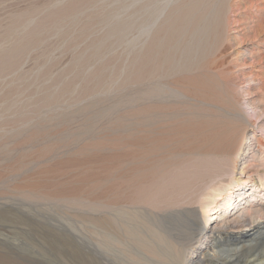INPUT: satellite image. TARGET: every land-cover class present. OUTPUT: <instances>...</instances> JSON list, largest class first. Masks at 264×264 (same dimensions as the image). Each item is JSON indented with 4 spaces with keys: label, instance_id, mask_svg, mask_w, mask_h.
<instances>
[{
    "label": "rangeland",
    "instance_id": "374dc122",
    "mask_svg": "<svg viewBox=\"0 0 264 264\" xmlns=\"http://www.w3.org/2000/svg\"><path fill=\"white\" fill-rule=\"evenodd\" d=\"M218 1L237 37L162 70V0H0V264H125L100 242L110 212L102 202L131 204L185 164L183 195L197 207L195 198L225 178L216 165L199 175L189 165L200 154L225 163L223 153L236 150L224 82L250 73L264 81V0H240L230 14L228 0ZM162 83L174 91L162 97ZM254 83L249 97L264 101V82ZM197 108L205 118H194ZM251 150L234 163L248 184L264 169ZM240 192L234 203L264 201V189ZM230 227L206 238L218 250L210 264L227 253L228 264H257L264 218Z\"/></svg>",
    "mask_w": 264,
    "mask_h": 264
},
{
    "label": "bare ground",
    "instance_id": "6f19581e",
    "mask_svg": "<svg viewBox=\"0 0 264 264\" xmlns=\"http://www.w3.org/2000/svg\"><path fill=\"white\" fill-rule=\"evenodd\" d=\"M239 1L240 0H228V4L226 3V12L230 14L233 12L234 8L238 9ZM219 2L220 1L218 0H162V70H169L171 67L181 66L188 60V58L201 54L206 48L216 46L218 42H222L225 39L227 41L230 38L237 37V33H235L236 28L234 29L233 27H230V24L234 23L236 20L231 18H225V20L222 18L223 15L221 16L220 14L221 4ZM253 6L255 8V5ZM259 31L260 30L258 29V32ZM256 33L257 31L255 34ZM198 63L200 64L201 60L200 62L198 61ZM232 63L235 64L236 60L233 59ZM195 69H197V67H195ZM228 71L230 70H227V72ZM238 77L239 75H236L224 82L227 89L225 100L227 102L226 107L228 110L223 109L225 110L231 125L228 132H231V134L234 135L237 134V137H239L236 150L232 154H222V160L225 161V163L220 161L221 158L218 157L219 155L211 153L212 155L208 157L204 154H198V165H189L197 169L198 175L213 170L214 168L211 167L216 165L215 168L219 169V171L216 172V176H223L225 178L218 180L216 185L211 188L208 186L207 188H209V191L207 193H201L202 195L198 194L199 196L193 201L197 204V207H190L189 200L183 195V189H186L189 183L187 177L185 178V173L188 171L185 164H180L173 169L171 168L170 170H167L165 174L162 175L160 183L158 185L156 184V189L151 188L150 191H144L142 196L140 198H135L131 204L108 205L102 202V207H108L110 212H103L101 215L100 228L102 230V241L100 242H103L102 244L104 245H108L107 247L111 251L110 254L112 256L118 254L124 259L125 264H196V259L199 260V263L210 264L212 261L211 258L216 255L218 250L209 248L206 243L207 237L213 235V237H216V233L219 234L222 231H227V229L232 228L230 227V223L241 228L245 225L247 226L256 223L259 219L264 218V201H246L239 205L232 200L234 195L238 196V198L241 197L240 190L244 189L245 186L250 188V190L258 192L264 189V169H255L257 179L250 184H248L247 180L242 178L243 168H241L240 174H236L234 171V167H236L234 163L236 162L237 157L242 156L249 148H252L251 151L253 157L257 155L260 160H264V101L257 100L255 97H249V95L251 96L249 84L255 82L253 86L259 87L264 81L262 80L263 78L261 79L256 76V74L251 75V73L246 78L241 75V81H239L240 77ZM166 90L174 91L173 88H169L162 83V97ZM178 93L180 92L178 91ZM168 94H170V92ZM168 107L169 106H167V108ZM195 115L194 118L200 119L207 114L202 111V108H197ZM223 115L224 114L221 116ZM226 115L224 116L225 119ZM211 121H214V119H211ZM220 124L223 123L221 122ZM248 125H251V131L246 135V127ZM189 128L192 129L191 127ZM179 135L180 134H178V136ZM183 140L186 139L184 138ZM229 162L232 163L231 166V163L229 164ZM213 176H215V174ZM255 195L251 198L254 199ZM262 197L259 199H262ZM212 214H214V216H211ZM195 238H197V240H195ZM194 240L196 246L191 249ZM228 247L229 246L226 245L224 246V249H219V251H227L229 250ZM236 248L237 246L233 249L235 250ZM190 249L191 251L188 254V250ZM261 255H264V246H261L256 254L252 255V260L258 261L260 259L257 264H264L261 260ZM232 257L233 255L230 253L222 254V256L219 257V260L221 264H228L232 260Z\"/></svg>",
    "mask_w": 264,
    "mask_h": 264
}]
</instances>
